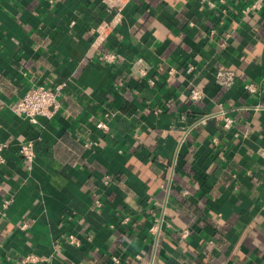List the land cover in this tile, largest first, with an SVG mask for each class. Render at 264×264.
<instances>
[{"label":"crops","instance_id":"obj_1","mask_svg":"<svg viewBox=\"0 0 264 264\" xmlns=\"http://www.w3.org/2000/svg\"><path fill=\"white\" fill-rule=\"evenodd\" d=\"M251 1L227 0L224 14L208 0H131L97 47L102 0H0V264H111L113 253L123 264H264V90L242 87L264 83V8L240 12ZM220 68L237 72L232 87L215 83ZM59 83L53 117L14 112L29 88Z\"/></svg>","mask_w":264,"mask_h":264},{"label":"built area","instance_id":"obj_2","mask_svg":"<svg viewBox=\"0 0 264 264\" xmlns=\"http://www.w3.org/2000/svg\"><path fill=\"white\" fill-rule=\"evenodd\" d=\"M52 1V0H48ZM106 11L110 14L108 18L101 20L97 25H95L90 31L94 35L93 45L100 47V45L111 36V34L116 30L118 24L123 19V11L127 4L131 0H102ZM208 4L211 8L220 7L221 12L228 14L230 11V5L227 4V0H208ZM264 8V0H253L250 3L242 6L240 12L242 14H249L251 12L260 11ZM103 59L108 64H114L117 61V55L113 52H107L103 54ZM138 62H142L139 59ZM196 69L195 65H188L186 68V73L189 74ZM170 74H174L175 70L170 69ZM215 83L220 87H232L238 79V74L234 69L230 68H220L217 69L214 75ZM151 83L154 81L151 79ZM66 83H59L55 87L50 88L45 85H36L31 88L16 102L13 107L14 112L17 115L27 118L31 122H36L39 116L53 117L57 114L61 108L60 95L62 94ZM242 87L245 91L254 93L259 90H264V83H254V82H244ZM190 98L192 100H201L205 95L203 88L192 85L190 88ZM160 109H158L159 111ZM224 115L223 127L227 131H233L237 136L238 133L234 130V118L227 114L224 110L220 111ZM212 113L204 114L198 121H194L193 125H198L199 122L206 120L211 117ZM182 119H187V115H182ZM103 129H107L108 123L103 122L101 124ZM7 142H0V167L5 163L6 156L5 151L8 149ZM19 154L23 160L31 163L35 157L34 147L31 141H23L19 144ZM259 155L264 158V147L259 148ZM8 204V200L5 202V206ZM131 221L130 216L122 217L120 220V225L127 224ZM160 223L155 221V223L150 228L152 233L159 231ZM189 234L188 230H184L182 235L187 236ZM66 240L72 245H79L80 240L74 234H69L65 237ZM34 260V257H26L22 260V263L26 264ZM111 264H123V260L120 254L113 253L110 259Z\"/></svg>","mask_w":264,"mask_h":264}]
</instances>
